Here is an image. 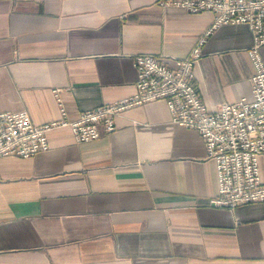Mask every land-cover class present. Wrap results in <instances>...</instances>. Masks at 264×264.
<instances>
[{
	"label": "crops",
	"instance_id": "1",
	"mask_svg": "<svg viewBox=\"0 0 264 264\" xmlns=\"http://www.w3.org/2000/svg\"><path fill=\"white\" fill-rule=\"evenodd\" d=\"M209 10L157 0H0V111L35 123L135 91L133 58L173 64L210 27ZM246 23L214 28L194 66L209 109L251 97ZM264 58V44L261 46ZM101 136L69 126L49 147L0 156V264H264V201L212 205L215 161L163 99L133 106ZM264 181V153L259 157Z\"/></svg>",
	"mask_w": 264,
	"mask_h": 264
},
{
	"label": "built area",
	"instance_id": "2",
	"mask_svg": "<svg viewBox=\"0 0 264 264\" xmlns=\"http://www.w3.org/2000/svg\"><path fill=\"white\" fill-rule=\"evenodd\" d=\"M162 7H181L189 12L209 10L213 20L185 57L173 64L151 54H137L135 91L112 102L85 109L71 117L59 92H54L61 116L35 123L26 109L0 111V156L29 157L49 147L48 132L69 126L78 141L94 139L115 129V119L125 110L158 99L166 101L171 120L196 129L206 154L215 161L218 192L209 202L215 206L264 201V181L259 157L264 153V0H157ZM223 23H246L253 33L248 50L254 65L251 97L242 96L209 109L194 82V66L214 28Z\"/></svg>",
	"mask_w": 264,
	"mask_h": 264
}]
</instances>
